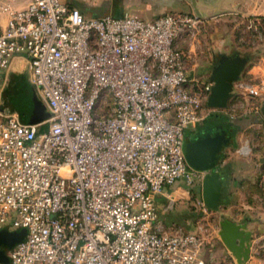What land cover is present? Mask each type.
Wrapping results in <instances>:
<instances>
[{
  "label": "built area",
  "instance_id": "obj_1",
  "mask_svg": "<svg viewBox=\"0 0 264 264\" xmlns=\"http://www.w3.org/2000/svg\"><path fill=\"white\" fill-rule=\"evenodd\" d=\"M263 21L245 25L264 38ZM203 23L197 13L87 18L63 0L0 2V74L25 56L50 111L24 122L0 89V231H27L6 264H212L202 237L167 227L158 205L207 173L184 147L216 110L213 82L190 74L179 46ZM248 90L263 96L264 82Z\"/></svg>",
  "mask_w": 264,
  "mask_h": 264
},
{
  "label": "crops",
  "instance_id": "obj_2",
  "mask_svg": "<svg viewBox=\"0 0 264 264\" xmlns=\"http://www.w3.org/2000/svg\"><path fill=\"white\" fill-rule=\"evenodd\" d=\"M29 1L0 0L14 8H23ZM63 1L80 9L87 18L136 14L150 20L166 13L200 14L204 19L200 30L195 36L187 35L182 38L179 46L189 54L187 65L190 74L202 81H210L211 72L209 74L205 69L209 66L212 68L223 55L248 58L240 79L234 83L228 107L219 110V113L230 118L233 116L231 120L237 128L234 142L225 147L218 164L225 179V203L215 209L209 208L210 215L216 221L218 237L216 240L204 237L203 252L205 259L212 264H239L220 237L221 222L230 220L246 223L247 230L253 232L254 240L250 259L244 264H264V115L261 111L264 95L253 97L248 90V85L264 82V42L255 47L242 45L241 41L245 36L238 35L237 31V27L250 19L264 20V0ZM246 48L249 50L246 51ZM28 70L26 57L18 55L14 57L10 68L0 74L4 105L17 112L24 122L44 123L49 118L50 111L30 81ZM241 107L251 108L239 115L234 114ZM200 126L188 129L187 134L195 137ZM43 128H47V124ZM243 148H247L246 153L242 151ZM160 197L159 209L162 216L167 215L165 213L170 211L172 205L164 198L161 201Z\"/></svg>",
  "mask_w": 264,
  "mask_h": 264
},
{
  "label": "water",
  "instance_id": "obj_3",
  "mask_svg": "<svg viewBox=\"0 0 264 264\" xmlns=\"http://www.w3.org/2000/svg\"><path fill=\"white\" fill-rule=\"evenodd\" d=\"M247 62V57L223 55L212 67L210 81L213 82V87L207 103L210 108L222 110L228 107L233 96L234 83L240 79ZM261 111L264 115V102ZM232 142L234 134L225 125L216 124L185 143L184 150L189 164L197 170L207 172L202 182V196L205 205L210 209L225 203V179L218 164L223 150ZM26 233L25 229L0 231V263L9 262L6 248H13L23 241ZM253 236V232L247 230L246 223L230 220L221 222L220 237L239 264L250 259Z\"/></svg>",
  "mask_w": 264,
  "mask_h": 264
},
{
  "label": "rangeland",
  "instance_id": "obj_4",
  "mask_svg": "<svg viewBox=\"0 0 264 264\" xmlns=\"http://www.w3.org/2000/svg\"><path fill=\"white\" fill-rule=\"evenodd\" d=\"M237 31L239 32L238 35L245 36V38L241 41L242 45H250L251 47H255L258 45V43L264 42V38H260L254 32L247 30L244 23L241 26L237 27ZM248 50L249 48H246V51ZM211 69V66H209L205 69V72L210 74ZM251 107L255 108L254 106ZM247 108L241 107L234 114L239 115L241 113H244ZM214 112L221 111L215 110ZM187 138L191 139L192 134H187ZM166 193L167 196L168 194H171L174 199V201L171 202L172 207L170 211L165 213L167 215H170H163L164 217L162 216V220L167 227L175 226L183 228L188 232H196L202 237L203 240H205L206 236L216 240V238L218 237V228L216 226V221L215 218L210 215V210L204 203L201 183L199 181H195L192 185H189L186 182H181L176 186H173L171 189H168ZM160 196L161 201L163 200L162 198H164L165 201L169 200L167 196L165 197V195ZM262 246H264V243ZM10 249L6 248L7 253ZM262 250H264V247L262 248Z\"/></svg>",
  "mask_w": 264,
  "mask_h": 264
},
{
  "label": "trees",
  "instance_id": "obj_5",
  "mask_svg": "<svg viewBox=\"0 0 264 264\" xmlns=\"http://www.w3.org/2000/svg\"><path fill=\"white\" fill-rule=\"evenodd\" d=\"M1 99H2V107L4 109H7L9 111H13L11 109H9L8 107H6L4 105V99H3V95L1 94ZM216 124H223L225 125L229 131L234 134L236 132V124L233 123V120H231V118L225 114L219 113V112H215L212 113L207 120L205 121V123L200 126L199 132H202L203 130L207 129L208 127L212 126V125H216Z\"/></svg>",
  "mask_w": 264,
  "mask_h": 264
}]
</instances>
